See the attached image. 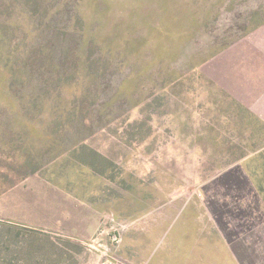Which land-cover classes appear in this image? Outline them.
<instances>
[{
    "label": "rangeland",
    "instance_id": "obj_1",
    "mask_svg": "<svg viewBox=\"0 0 264 264\" xmlns=\"http://www.w3.org/2000/svg\"><path fill=\"white\" fill-rule=\"evenodd\" d=\"M262 18L264 0H0V264H122L127 219L175 188L263 237L264 123L201 71Z\"/></svg>",
    "mask_w": 264,
    "mask_h": 264
},
{
    "label": "crops",
    "instance_id": "obj_2",
    "mask_svg": "<svg viewBox=\"0 0 264 264\" xmlns=\"http://www.w3.org/2000/svg\"><path fill=\"white\" fill-rule=\"evenodd\" d=\"M201 71L264 123V22L208 58ZM208 191L172 189L174 196L127 219L121 234L122 264H264V236L257 238V225L250 223L255 213L238 215L233 205L216 208L206 198ZM260 209L264 213V203Z\"/></svg>",
    "mask_w": 264,
    "mask_h": 264
},
{
    "label": "trees",
    "instance_id": "obj_3",
    "mask_svg": "<svg viewBox=\"0 0 264 264\" xmlns=\"http://www.w3.org/2000/svg\"><path fill=\"white\" fill-rule=\"evenodd\" d=\"M264 22V18H262V20L260 21V22H258L256 25H254V26H252V27H250L249 28V30L247 31V32H249L250 30H252V29H254L255 27H257L258 25H260V24H262ZM246 32V33H247ZM245 33V34H246ZM244 35V34H243ZM80 41H81V50H85L86 48H87V46H89V45H91V44H95V42H97L96 41V37L93 35V34H91V33H86V31H84V32H82L81 34H80ZM226 47V46H225ZM224 47V48H225ZM107 50H104V53L106 52ZM213 55V54H212ZM211 56H209L208 58H210ZM207 58V59H208ZM207 59H205V60H207ZM204 61V60H203ZM122 83H123V81H122ZM120 86H121V84H120Z\"/></svg>",
    "mask_w": 264,
    "mask_h": 264
}]
</instances>
